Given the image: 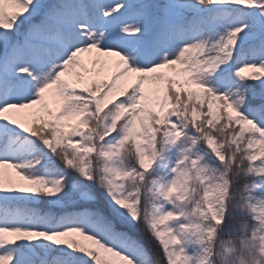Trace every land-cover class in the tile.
<instances>
[{
  "label": "snow or ice",
  "instance_id": "1",
  "mask_svg": "<svg viewBox=\"0 0 264 264\" xmlns=\"http://www.w3.org/2000/svg\"><path fill=\"white\" fill-rule=\"evenodd\" d=\"M0 264H264V0H0Z\"/></svg>",
  "mask_w": 264,
  "mask_h": 264
}]
</instances>
